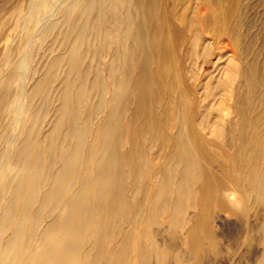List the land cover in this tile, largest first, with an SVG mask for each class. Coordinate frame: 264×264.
Wrapping results in <instances>:
<instances>
[{
  "label": "bare ground",
  "instance_id": "bare-ground-1",
  "mask_svg": "<svg viewBox=\"0 0 264 264\" xmlns=\"http://www.w3.org/2000/svg\"><path fill=\"white\" fill-rule=\"evenodd\" d=\"M30 2L0 0V39L12 38L0 51V264H205L207 244L218 249L214 207L229 209L221 196L224 164L203 139L210 111L201 112L196 95L199 58L215 48L205 40L211 19L202 15L212 3L195 1L200 16L191 21L190 40L172 20V0ZM223 30L243 37L239 22ZM48 39L42 54H56L27 65L30 86H14ZM258 39H244L242 65L229 60L228 80L239 76L237 121L230 128L213 121L217 135L238 142L235 180L246 218L264 215ZM222 83L214 89L228 85ZM23 90L15 127L8 105ZM215 90L206 82L204 99ZM155 147L164 157L158 167L150 157ZM163 226L161 246L156 232ZM258 227L264 231V223Z\"/></svg>",
  "mask_w": 264,
  "mask_h": 264
},
{
  "label": "rangeland",
  "instance_id": "rangeland-1",
  "mask_svg": "<svg viewBox=\"0 0 264 264\" xmlns=\"http://www.w3.org/2000/svg\"><path fill=\"white\" fill-rule=\"evenodd\" d=\"M195 1L197 2L199 0H172L171 2V7L174 10L172 13V20L177 25L185 27L187 37L190 38V40H192L193 34L190 27V24H192L191 21L194 17H196V21H198L200 16L199 13L193 9ZM205 1L212 3V6L209 9H202L203 12H205L202 15L211 19V24L208 27L209 30L205 35V40L207 43L213 42L212 46L215 48L212 54H207L205 58L204 55L199 58L198 63L200 67L203 65L204 69L201 71V78H198L196 81V95L201 101L199 108L201 112L210 111V115L205 125L206 127H201L203 139L206 147L214 152L218 159L224 164V172L228 176L224 188L235 189L241 194L243 186L238 179L235 180V178L239 177L238 171L235 167L238 163V158H236V156L233 157L235 150L238 148V142H233L230 137L217 135V124L213 125V121H217L220 124L223 123L225 127L228 126L229 128L237 121L235 109L236 89L239 76H235L233 81L228 80L227 68L230 59H234L241 65L244 63V39L248 41L250 36H259L258 43L256 45L257 49L264 43V29L261 30L262 23H264V0H204V2ZM54 19H56V14L53 12L50 22L52 23ZM253 20L254 22L252 23ZM236 22H239V28L243 33V37L240 41L235 39L232 35V31L223 30L225 24L234 26ZM11 31L12 30L9 29V32ZM244 32L246 33L245 36ZM10 39L12 38L6 37L3 40L0 39V51L1 49H3L2 51H7V47L11 42ZM216 39L221 41L225 40L230 42L231 45L229 48H225L223 45L222 47H219L221 42L217 43ZM49 40L51 39L41 43L32 62L27 61V64H25L26 66H24V68L26 67L25 70L23 68L24 71L22 70L23 73L20 75V78L16 80L14 86H30L32 84V80L27 78V65L30 63L32 66L39 63L43 64L47 58H51L54 54H56V51H54V54L50 56L48 54H42L48 46ZM25 46L26 44L22 46L23 50L25 49ZM233 53L234 55L232 56ZM111 57L112 56L109 57V55H107L108 59H105L110 60ZM41 64L38 67L36 78L39 77L43 71V69H40V67L42 68ZM226 80H228L229 83L225 82ZM206 82L211 83L212 90H215L214 85L217 83L223 82L222 84L227 83L228 85H225L226 88L225 86L217 88L215 93L210 95L207 100V98L204 99L206 95ZM25 90H23L19 96L15 94L12 101H10L8 105V108L11 110L9 118L12 117L15 121L14 126L18 124L17 121L19 120V115L17 114L16 116L14 114L19 110L20 106L27 101V91ZM54 92L57 95L56 89H54ZM226 97L228 100H224ZM205 104L208 106L205 107ZM208 107L210 109H208ZM51 122L52 119H49L47 124H45L44 134L48 132ZM234 128L235 127H233L232 130H234ZM15 130L13 129V131ZM153 152L154 155H150V157L154 166L158 167L160 163L164 161V157H160V155H158L159 152L157 147H155ZM1 163L2 158L0 159V176L3 172ZM155 181L156 179L153 177L148 180L149 184H154ZM198 186L199 183L195 185L196 193L198 191ZM129 193L130 195L132 194L131 191ZM228 207L229 209H222L220 206L214 207L213 223L214 233L218 238V249L215 251L207 244L205 264H259L264 254V231L263 228L260 229L258 227V224L260 222L264 223V215L262 218H257L253 214L254 212H252L251 216L246 218L239 206L229 204ZM188 213L190 217H194L196 214L195 207L191 206ZM185 232L186 231H181V234L178 236L182 250H184L187 246L185 242ZM156 233L161 246H163L165 238L168 236L166 226H163L160 231L158 230ZM138 238H140V234L138 235ZM154 264L157 263L155 262Z\"/></svg>",
  "mask_w": 264,
  "mask_h": 264
},
{
  "label": "clouds",
  "instance_id": "clouds-1",
  "mask_svg": "<svg viewBox=\"0 0 264 264\" xmlns=\"http://www.w3.org/2000/svg\"><path fill=\"white\" fill-rule=\"evenodd\" d=\"M221 196L225 199L226 202L233 206H239L242 204V199L240 193L232 188H225L221 192Z\"/></svg>",
  "mask_w": 264,
  "mask_h": 264
}]
</instances>
